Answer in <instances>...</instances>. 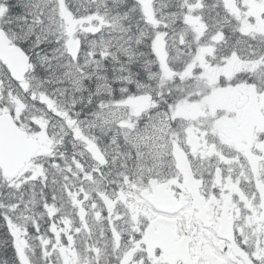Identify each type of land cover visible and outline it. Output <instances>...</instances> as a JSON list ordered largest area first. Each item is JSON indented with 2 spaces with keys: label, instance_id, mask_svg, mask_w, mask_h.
I'll use <instances>...</instances> for the list:
<instances>
[{
  "label": "snow or ice",
  "instance_id": "snow-or-ice-1",
  "mask_svg": "<svg viewBox=\"0 0 264 264\" xmlns=\"http://www.w3.org/2000/svg\"><path fill=\"white\" fill-rule=\"evenodd\" d=\"M0 264H264V0H0Z\"/></svg>",
  "mask_w": 264,
  "mask_h": 264
}]
</instances>
